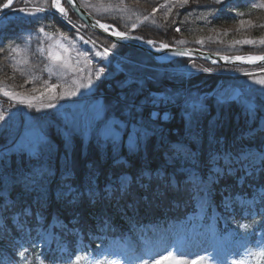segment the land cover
<instances>
[{
  "label": "trees",
  "instance_id": "1",
  "mask_svg": "<svg viewBox=\"0 0 264 264\" xmlns=\"http://www.w3.org/2000/svg\"><path fill=\"white\" fill-rule=\"evenodd\" d=\"M6 0H0V6ZM86 9L101 21H106L117 26L121 31L129 32L133 35H139L146 39H152L159 42L169 43L170 45L191 46L202 48L205 50L216 51L224 54H262L264 53V45H233L234 40L243 39H259L264 37V9H255L241 1L224 7V4H215L212 0H202V6L215 9H225L216 13V18L211 19L210 24L204 21L196 20L195 16L200 12L188 17L187 23H181L184 14L188 12V8L181 10V16L177 18V22L173 26H169L163 16L164 11H159V16L152 14L153 7L164 3L163 0H141L139 5L134 0H125L127 4V12L129 16H123L120 12L112 15L99 13L83 3ZM107 3L114 6L119 0H106ZM23 4L17 1L14 5ZM70 14V19L77 27L73 28V24H69L61 19L53 12L38 13L36 17H26L21 22L12 24L13 29H6L4 43H0V47H4L7 43L12 42L13 46L18 43H24L21 33H18L17 25L30 28L37 31L39 27H44L45 31L50 34L66 33L68 36H75L78 33V27L86 28L84 23L76 16V14L65 4ZM191 7H196L192 5ZM235 10V11H233ZM175 11V10H174ZM244 13L243 16L236 18L235 12ZM148 15V20H145ZM246 18L251 20L254 27L247 29L233 30L220 36L219 40L223 43L211 42L208 38V32L211 28L231 27L239 19ZM155 19L156 24H152L151 20ZM172 18H169V21ZM137 25L133 29V25ZM163 27H159V26ZM181 28L180 33L174 31V27ZM5 29V28H4ZM2 30V29H0ZM92 35L106 44H112L104 37L90 31ZM11 32V33H9ZM199 38L205 39L203 46L196 43ZM184 40L186 43L178 44L177 40ZM117 53L127 55V58L140 64L130 61H123L122 67L119 68L114 62L109 63L108 67L114 71L111 77H103L97 81L94 96L102 97L103 102L108 107V112L115 116L137 122L139 118H143V125L153 128L142 144L139 152L129 150V145L124 138L121 141L111 139H86L80 133L70 135V143L66 145L67 138L57 123L50 122L47 140L43 144V151L46 153L40 159L32 158L29 153L16 150H6V145L0 148V156L7 154V159L0 163V191L5 189V179L8 180L9 196L12 200L22 201L19 207L32 205L33 216L27 218L26 230L24 232L16 231V225L12 223L13 212H6L8 216L7 224L11 234L2 242H0V261L3 264H68L67 257L71 256L73 260L79 255L77 248V238L80 237L79 232L84 235V240L95 245L90 234L99 232L101 225V217L107 216V225L110 234L118 233L124 225H130L139 220L154 219L162 210V215L171 218H179L183 213V207L191 204L189 200V189L191 184L186 182L185 178L188 171L195 164L191 160L186 161L183 156L175 157L171 150V144L176 141L186 142L196 152V163L203 165L211 156L213 150L219 149L217 140L222 141L228 147L239 148L240 145L249 144L259 149H264V132L257 131L250 138L241 139L242 134L249 132V129L258 127L260 118L264 117V94L259 95L255 90L242 87V95L238 102L223 101L216 96L218 91L224 90L225 87L232 85L237 77H224L208 73H192L189 77L180 70L185 69L189 62H195L200 65L211 66L205 61L192 58H178L168 63L156 62L146 53L130 49L123 45H117ZM7 50L0 53V81L11 72L10 58ZM166 68L167 70H161ZM237 82V81H236ZM236 85H238L236 83ZM197 93L198 100L205 105V111L198 119L193 120L189 125L185 114V96ZM201 93L204 95L199 97ZM186 94V95H185ZM166 95V96H164ZM254 95V99L251 96ZM167 97H172L174 103H159L153 105L151 100L163 101ZM126 98V99H125ZM257 106V114L255 120H251L246 115V108L249 105ZM139 105V109H132L131 106ZM159 108L161 110L169 109L173 117L170 121L155 120L150 117V110ZM150 121V123L148 122ZM154 124V126H153ZM3 141V137H0ZM50 147V151H49ZM67 155V158H66ZM114 159L123 161L119 167L114 164ZM69 165L74 176L70 183L73 187L84 188L88 182L89 168L96 171L95 183L103 189L109 180H115V174L130 173L133 177L131 188L128 194L119 198V204L122 209H114L117 205L114 199L109 203L106 200H99L95 205L91 204L85 197L78 205H69L67 199L62 198V193L67 190L63 188L65 183V167ZM46 166L51 169L50 177L43 181V187L38 192L24 194L19 187L12 188V180L17 179L33 169L34 167ZM162 169L167 175L174 174L179 185L172 183L166 185L164 182L153 179L142 181L147 187H141L136 182L137 176L143 171L148 170L155 172ZM226 176L214 186V202L220 203L222 196L220 195L221 187L229 188L230 191L241 190L236 182H229ZM246 185L264 188V173L259 169L255 172V179L246 180ZM42 194V209L34 204V200L38 195ZM256 207L258 215L241 214L243 208L236 205L235 209L226 211L231 216L227 220V224L235 229L243 224H249V229L259 224L264 225V203L257 198ZM124 209V210H123ZM43 211V219L37 220L35 213ZM158 211V213H157ZM57 217L66 225L67 230L61 231L57 228L64 239L67 240L66 252L60 251L54 247L42 246L37 242V232L45 227L51 218ZM77 217V219H74ZM26 218L21 217V222ZM240 220V221H239ZM237 223V225H235ZM5 224V221H4ZM4 224L0 226L3 229ZM71 230H77L75 233ZM238 231V230H237ZM245 231V232H246ZM25 252L23 258L17 255L18 251ZM87 249V247H85Z\"/></svg>",
  "mask_w": 264,
  "mask_h": 264
},
{
  "label": "rangeland",
  "instance_id": "2",
  "mask_svg": "<svg viewBox=\"0 0 264 264\" xmlns=\"http://www.w3.org/2000/svg\"><path fill=\"white\" fill-rule=\"evenodd\" d=\"M17 1H22L23 3V0ZM82 1L85 5H94V7L91 8L99 13L109 15H115L116 13V11L110 7L111 4L107 3L106 0ZM239 1L248 4L251 7L253 3L257 2V0H224V7H228L233 3L236 4ZM21 6L26 7L29 11H35L36 7H47L43 0H31L30 4L25 5L23 3L17 5L14 9L6 13L0 21V29H2L0 30V42L5 39V34H7L6 29H12L14 27L12 26L14 22H21L26 17L30 18L18 11V8ZM159 11L164 10L160 9ZM159 11L154 15L159 16ZM121 14L123 16H129L127 12ZM68 18H70V14ZM239 20L231 27L214 28L215 31L209 30L208 37L211 36L214 40H219L221 38L220 36L229 31L247 29L250 27L247 23L242 26L239 23ZM243 20L246 22L249 21L246 18H243ZM103 22L114 25L106 21ZM86 28L92 31L89 27L86 26ZM86 28L78 27L79 31L75 36L67 35L70 40L75 41L68 51H64L56 44V40L61 39L59 34L53 35L52 39L45 38L40 34V39L45 48V52L43 54L35 55L34 53L37 47V31L25 29V35L23 36L24 43H18L15 46L18 45L20 49H25V38L29 33H32L33 38L31 48L27 51L12 53V56H15L17 60L21 61V63L17 64L15 60L10 59L11 72L7 77L0 81V88L21 92L28 96H36L37 99L32 101L34 107L30 108L26 104L17 103L8 97L3 96L2 91H0V114H3L5 117L3 121H0V137H3V141L0 140V148L3 145H6V150L21 151V149L29 143L42 147L48 138L47 133L49 132L50 122L57 123L67 138L74 133L82 134L87 140L90 138H93L94 140L100 138V140L111 139L114 141H121L125 138L128 145L130 142V136L134 137L138 129H146L147 136L153 132V128L143 125V118H139L137 122L121 119L115 116V114L108 112V107L103 102L102 97L94 96L97 81L103 77H111L114 74V71L108 67L109 63L116 62L122 67L123 61H129V59L127 58V55L125 56L117 53L116 49H111V54L103 61H101L100 58L94 57L93 53L95 51H102L104 47L111 48V44H106L96 38L87 31ZM80 36H84L85 40H96V46L93 47L92 44H85L79 39ZM64 43L67 44L68 42L64 41ZM49 45H52L51 49H49ZM49 51L58 53L61 57L67 59L72 64V68H62L60 65L63 61H53L49 59ZM78 52H89L90 56L93 58L92 64H86L84 58L79 56ZM23 61H27V63H24ZM13 65H15V69L13 68ZM99 67H104L105 71L101 74L99 79H97L96 71ZM49 68L51 69V73L48 71ZM73 68L83 70L73 71ZM198 69H204V66L195 62H189L188 67L181 70V72H186L188 75L190 74V71L199 72L200 70ZM161 70L167 69L160 68V71ZM252 74L251 77L245 75L237 80H231L233 81V84L227 86L232 87L231 90L229 89L226 93L218 92L217 95L221 96L224 101H230L232 100L231 95L233 94L234 89L243 86L255 90V93L262 96V94H264V86L255 83L254 81L257 79H264V72H261L259 69L252 72ZM89 76H91L93 86L89 88H80L76 95L64 96L65 89L68 91L75 90L76 84H86ZM28 80H31L32 83H27ZM45 80H47L49 84L58 85L55 99L47 93L43 96L40 95V92L44 90L45 85L43 82ZM236 83L238 85H236ZM33 87L37 88L39 91L33 92ZM225 90L226 89H224V91ZM61 96H63V98H60ZM197 96L196 92L194 93V97L187 95V97L185 96V101L187 100L189 103L200 102ZM202 96L204 95L201 93L199 97ZM251 98L254 99V95L251 96ZM232 101L238 102V100ZM48 104L54 106L46 107ZM253 105H255V103H253ZM37 109L40 110L37 111ZM148 122L150 123V121ZM257 130H262L264 132V117L260 118ZM146 137H144L143 143ZM180 145H183L184 150L191 152L196 158V152L188 143L182 141H176L171 144V149H173L174 153L176 147ZM241 150L251 152L253 156H255L256 153L264 152L263 149L253 148L249 145L240 146L236 152L232 147L229 148L225 146L222 141L219 142V150L217 151L239 153ZM217 151L213 150L211 155ZM210 159L211 156L206 165L203 164L200 168L196 166L193 167L186 177L192 183L190 192L194 206L183 219L168 220V217H164L155 222H149L144 225L137 224V226L132 227L124 225L122 238H119L118 236L112 237L109 243L106 246L101 247L97 252L92 251L88 254L81 255L84 259L80 261V264H89V262L96 260L101 261L102 264H140L143 259H148L149 264H153V260L158 261V264H172L171 259L161 258L162 256H167L169 251L173 253L174 257H178L181 253H184L183 259L189 261L198 260L199 257H204L206 259L203 261V264H239L241 260L245 261L246 264H264V257L253 255L254 253L259 252L261 247L264 246V229L257 232L256 239L251 244L249 238L239 237L233 229H227L222 225V215L216 206H213L212 208L210 222H206V213L211 204L212 197L209 201L208 196L199 190L196 177H207L210 167ZM191 161L195 162L196 159H192ZM220 164H223L222 160L220 161ZM203 166H205V172L201 171ZM123 174H126L130 178L132 184V176L129 173ZM241 174L242 173L238 172L237 177ZM167 177H172V184L177 185L178 180L176 176L167 175ZM145 179L148 180L147 178ZM231 179L232 181L237 182L236 177L231 176ZM242 183L243 182L238 184ZM143 184L145 183L143 182ZM260 191L262 192L263 190L261 189ZM223 195L226 196L227 193H224ZM236 195L239 205H242L245 208L248 206L241 204L240 200L250 201L253 199V196L248 195L247 193H237ZM253 208L254 205L251 206V209ZM2 215L6 216V212ZM160 216H162V214L155 218H160ZM162 219L166 222H163ZM56 223H58L57 227L61 230H67L68 227L65 226L62 221L53 219L52 222L51 218L48 227L39 231L37 238L38 242L41 243V245H50L51 243H54L61 249H65L66 244L64 243V239L59 232L54 230L57 228L54 227ZM3 224L4 220L0 218V226ZM103 228H105V226ZM76 231L77 230H75V232ZM249 236L251 235H248V237ZM96 238H94L93 241H98L100 239L98 236H96Z\"/></svg>",
  "mask_w": 264,
  "mask_h": 264
},
{
  "label": "snow or ice",
  "instance_id": "3",
  "mask_svg": "<svg viewBox=\"0 0 264 264\" xmlns=\"http://www.w3.org/2000/svg\"><path fill=\"white\" fill-rule=\"evenodd\" d=\"M31 0H23V3L25 5L30 4ZM44 4L47 7H36L35 11H29L26 7L21 6L18 8V11L25 16L29 17H36L38 13H45L49 10H53V14H58L59 16L68 18V8L65 6L67 4L68 6L75 7L74 0H43ZM146 3L147 0H144ZM215 4H224V0H212ZM134 3L136 5H139L141 3V0H134ZM13 5V0H6L5 3L2 5V9H9ZM192 5H195L196 7H191ZM88 7H94V5L87 4ZM113 8L114 11L123 13L127 11V4L125 3V0H119V3L115 4L114 6H110ZM252 7L255 9H264V0H257V2L252 4ZM188 8V12L184 14L183 20H181V23H187L188 17L192 16L193 14L200 12L199 15L195 16L196 20L204 21L205 24H210L211 19L216 18V13L223 11L225 9H215L210 8L207 6H202V0H164V3L159 4L157 7H153L151 12L152 14H155L160 9H163V16L166 22H169V26H173L177 22V18L181 16V10ZM175 10V11H174ZM235 11V10H233ZM244 13L241 12H235V17H241ZM172 18L169 21V18ZM149 17L145 16V20H148ZM68 23L71 24L72 21L70 18H68ZM152 24H156V20H151ZM239 23L243 26L245 23L248 24L250 27H254L252 21H245L243 19L239 20ZM73 28L76 27V25H72ZM94 27H99L102 32L101 35L107 34L108 39L115 38L113 43L111 44V48L104 47L102 51H95L93 53L94 57L100 58L101 61L107 59L109 55L111 54V49L117 48L116 41H124V40H141L143 37L139 36H132L129 32L121 31L118 28H116L114 25L101 23L100 20L95 21ZM133 29L137 27V25L132 26ZM159 27H163L162 25ZM261 27H264V25H261ZM174 31L176 33L181 32V28L179 26L174 27ZM210 31H215L214 28H211ZM40 34L43 35V37L52 39L53 35L45 31L44 27H39L37 29L36 33V39H37V47L35 54H43L45 52V48L41 42ZM59 37L61 39L56 40V44L62 48L64 51H68L69 48L75 43L74 40H70V38L67 36L66 33L60 32ZM33 34L29 33L25 38V49H20L19 46H13L12 42L7 43L4 47H0V53L5 52L7 50L8 56L5 57V59H12L15 60L17 64L21 63V61L17 60L15 56H12V53H19L21 51H27L31 48V42H32ZM79 39L83 41L85 44H92L93 47L96 46L97 41L93 39L85 40L84 36H80ZM211 42H218L223 43V41H213V38L210 36L207 38ZM64 41H67L68 43L65 44ZM148 45H150L153 48H156L157 51L161 50H172V46L169 43L164 42H157L152 39H148L146 41ZM176 43L178 44H184L186 41L184 40H177ZM196 43L203 46L205 44L204 38H199L196 40ZM233 45H264V37L257 39H243V40H234ZM52 45H49V49H51ZM218 54V53H217ZM79 56H82L84 58V62L88 65H91L93 62L92 56H90L89 52H78ZM174 55L180 56V57H189L195 55L193 50L191 49H182V50H176L174 52ZM49 59L53 61H63V63L60 65L62 68H72V64L65 58L61 57L58 53H54L49 51L48 53ZM222 60L225 62H232L235 63L237 61L242 63H249L254 64L257 61H264V54L260 55H247V56H222ZM24 63H27V61H23ZM213 63H216V61H213ZM13 68L15 69V65H13ZM19 70V69H17ZM83 69H75L73 68V71H82ZM264 71V68L261 69ZM49 73H51V69H48ZM105 71L104 67H99L96 71V77L99 79L101 74H103ZM203 71H211L209 68L203 69ZM23 74V73H22ZM245 75L252 76L253 74L250 72H246ZM255 83H258L262 86H264V79H257L254 81ZM27 83H32L31 80H28ZM44 90L40 92V95L43 96L45 93L49 94L53 99L56 98L55 93L58 85L56 84H49L47 80L44 82ZM93 86V81L91 79V76L88 78V82L85 83H77L76 89L72 91H68L65 89L64 96H73L77 94V91L80 88H89ZM0 91H2L3 96L8 97L12 101H15L20 104H26L28 107H34L32 104V101L37 99L36 96H28L21 92H15V91H9L4 88H0ZM33 92L39 91L37 88L33 87ZM60 98H63L61 96ZM126 99V98H125ZM174 99L172 97H167L163 101H157L156 99L151 100V103L153 105H157L159 103H174ZM186 107H185V114L186 119L191 125L193 120L198 119L200 115L203 114V112L206 110L205 105L201 102H192L189 103L187 100L185 101ZM54 105L48 104L46 107H53ZM132 109H139V105L133 104L131 106ZM40 109H37L39 111ZM257 114V106L255 105H249L246 108V115L249 119L255 120ZM160 113L158 111H152L151 118L159 117ZM169 118V113L165 111L163 119L167 120ZM5 119L3 114H0V121H3ZM255 129H249V132H246L242 134L241 139L250 138L254 133ZM147 136V130L146 129H138L135 136H130V142H129V150L132 152H139L142 147L143 139ZM70 143V138L66 139V145ZM217 143H219V140H217ZM27 151L32 158L40 159L43 155L46 153L43 151L42 147H38L36 145H33L29 143L28 145H25L21 152ZM50 151V147H49ZM183 156V158L186 161L195 159L194 155L191 152L185 151L183 145H180L176 147L175 155L172 158ZM67 158V155H66ZM7 159V154H3L0 156V163H3ZM223 161V164H220V161ZM123 161L119 159H114V164L119 167ZM209 170L207 173L206 178H202L197 176L196 180L198 181V188L202 193H205L209 201L211 200V197L215 191L214 185L218 184L221 179H224L226 176H232L237 178V183H241L246 180H253L255 179V172L257 169H259L262 173H264V152L256 153L255 156L251 152H245L241 150L239 153H232L230 151H217L211 155V159L209 160ZM242 173L240 176L237 177V173ZM51 169L46 166H40V167H34L30 171L23 173L21 177L12 180V188L19 187L24 194H30L32 192H38L43 187V181L50 177L51 175ZM116 179L115 180H109L105 187L101 189L96 183V171L94 168H89L88 172V182L86 187L79 188V187H73L70 181L72 180L74 176L73 169L66 164L65 167V183L63 184V188L67 191L62 193V198L67 199V202L69 205H78L85 197H87L88 201L95 205L99 200H106L109 203H111L112 200L117 201V205L119 204V198H122L124 195L128 194L130 188H131V182L130 178L126 174H115ZM145 178L148 179L149 182H151L153 179L159 180L164 182L166 185H170L172 183V177H165V174L162 169H157L155 172H150L148 170L142 171L136 178V182L140 184L141 187H147V185L141 183ZM224 191L228 192V195L223 196L221 200V205L224 208L225 211H229L232 209L236 202H237V195L234 194L232 191H230L229 188H225ZM257 195H259V199L262 203H264V191L256 194H253V199L250 201L240 200V203L243 205H247L248 207L245 209L249 211L250 215H258L260 213H255L251 211V206L255 204ZM42 194L38 195L35 200L34 204L38 205L42 209ZM22 203V201L12 200L9 198V189H8V180L5 179V189L4 191H0V218H2L5 221L4 227L2 230H0V242L4 241L10 234V230L8 228L7 220L8 216L2 215L5 212H13L15 210L14 215L12 216V223L16 225V231L18 232H24L26 230L27 225V218H30L33 216V207L32 205H25L23 207H19V205ZM35 216L37 220L43 219V211H38L35 213ZM21 217L26 218L24 222H21ZM74 219H77V217H74ZM108 220L107 216L101 217V226H103ZM77 222L78 219H77ZM241 227L248 229L250 227L249 224H243ZM28 249L25 248L23 251H18L17 255L20 258H23L25 255V252ZM253 255H256L258 257H264V246L261 247L260 251L257 253H254ZM184 253H181L180 256L174 257L173 253L169 251L167 253V256H162V259H171L172 264H203V261L206 259L204 257H199L198 260L189 261L186 259H183ZM84 259L81 256H76L75 261L71 259V256L67 257L68 264H80V261ZM210 259V258H207ZM0 264H3L2 261H0ZM17 264L19 262L17 261ZM43 264V261L41 262ZM89 264H102L101 261H91ZM140 264H149L148 259L141 260ZM153 264H158V261L153 260ZM239 264H246L245 261L241 260Z\"/></svg>",
  "mask_w": 264,
  "mask_h": 264
},
{
  "label": "water",
  "instance_id": "4",
  "mask_svg": "<svg viewBox=\"0 0 264 264\" xmlns=\"http://www.w3.org/2000/svg\"><path fill=\"white\" fill-rule=\"evenodd\" d=\"M16 2V0H13V5ZM75 2V7H72V10L76 13V15L94 32L100 34L102 30L97 26L94 27L95 21L99 20L96 17H94L92 14H90L85 7L82 5L80 0H74ZM12 5V6H13ZM10 7L9 9H11ZM9 9H2L0 8V11H7ZM1 17V15H0ZM101 22V21H100ZM102 23V22H101ZM101 35V34H100ZM105 38H107V34L101 35ZM108 39V38H107ZM110 41H114L115 38L109 39ZM147 40L141 39V40H124V41H116L117 44L127 46L132 49H136L142 52H145L149 54L154 60L160 61V62H167L170 61L174 58H180V56L174 55V52L176 50H182V49H191L195 53L192 58H198L201 60H204L212 65H217V66H259V65H264V61H257L254 64H249V63H242V62H225L224 60L221 59L222 56H238V55H227V54H221V53H216V52H211L195 47H179V46H172V50H161L157 51L156 48L151 47L146 43ZM213 61H216V63H213Z\"/></svg>",
  "mask_w": 264,
  "mask_h": 264
}]
</instances>
